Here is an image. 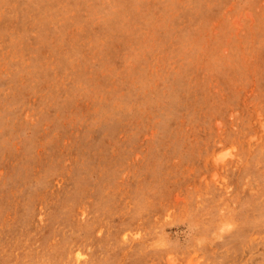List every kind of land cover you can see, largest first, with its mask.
<instances>
[{
  "label": "rangeland",
  "instance_id": "obj_1",
  "mask_svg": "<svg viewBox=\"0 0 264 264\" xmlns=\"http://www.w3.org/2000/svg\"><path fill=\"white\" fill-rule=\"evenodd\" d=\"M0 264H264V0H0Z\"/></svg>",
  "mask_w": 264,
  "mask_h": 264
}]
</instances>
